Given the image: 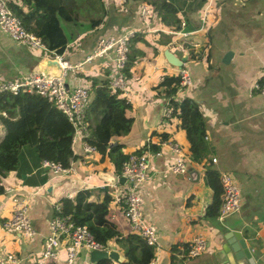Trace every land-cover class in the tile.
I'll use <instances>...</instances> for the list:
<instances>
[{"label": "crops", "instance_id": "crops-1", "mask_svg": "<svg viewBox=\"0 0 264 264\" xmlns=\"http://www.w3.org/2000/svg\"><path fill=\"white\" fill-rule=\"evenodd\" d=\"M88 1L89 7L83 9V0H46L67 36L64 51L69 60L83 59L101 36L130 29L136 35L142 34L135 46L140 54L131 67V75L126 77L125 89L121 90L130 101L126 114L132 117V122L128 131L115 133L110 144L129 154L149 141L160 146V132H165L166 139L178 142L185 153L187 171L174 173L168 166L175 154L168 147H161V153L151 157L150 178L138 189L144 217L158 231V248L152 258L157 257V264H231L235 262L232 253L222 246L226 233L236 230L245 238L257 264H264L260 251V244L264 245V94L253 86L255 81L264 80V0H214L207 9L206 23L201 22L206 0H171L177 6L175 17L180 21L177 30L161 21L153 5L159 0H108L107 7L99 0ZM145 3L150 12L142 16L141 7ZM182 20L186 22L183 26ZM180 29L190 32L170 33ZM177 41L203 44L201 58L196 57L195 50H186ZM165 48L179 57L188 56L182 67L189 70L192 82L180 91L177 89L174 99L187 96L199 104L210 165L220 174H232L240 188L239 211L222 220L206 216L214 195L204 174L208 161H196L190 156V131L180 127L176 116L163 118L167 100L152 90L161 73L176 74L180 68L167 62L163 56ZM228 50L232 56L224 63L222 58ZM42 57L41 52L17 43L0 28V83L32 76ZM110 77L104 60L97 58L83 71L68 73L66 79L69 87L89 88L91 78L109 81ZM84 144L82 135L73 137L70 169L60 175L42 165L31 146L21 147L19 163L3 177L5 191L0 193V249L12 252L18 259L16 263L5 264H36L49 232L52 206L62 196L72 198L83 188L91 190L88 199L96 202L105 192L110 193L109 219L122 235L132 232L123 214L126 184L118 181L109 184L98 171L121 174L115 171L108 156L100 159L97 150L85 151ZM51 183L55 184L52 194L45 189ZM19 193L29 195L28 214L35 230L31 237L2 224L10 215L13 195ZM198 233L206 238L208 246L189 258V244ZM109 241L124 255L113 240ZM65 256V248L61 246L51 263L66 264ZM96 260L91 259L90 252L82 251L75 264H94ZM237 262L248 264L246 259Z\"/></svg>", "mask_w": 264, "mask_h": 264}, {"label": "trees", "instance_id": "trees-1", "mask_svg": "<svg viewBox=\"0 0 264 264\" xmlns=\"http://www.w3.org/2000/svg\"><path fill=\"white\" fill-rule=\"evenodd\" d=\"M8 4L25 29L40 36L49 49L56 53L65 50L67 36L60 25L59 17L56 12L51 11L52 8L50 9L46 0H9ZM153 5L161 21L170 26L171 30L180 27V21L175 17L177 6L174 1L159 0L153 2ZM140 35L135 32L129 39L124 67L126 77L131 75V67L140 54V50L135 48L137 40L142 39ZM178 82V73L163 72L154 82L152 90L156 96L168 99L172 115L180 120V127L190 131V156L196 161H208L204 174L214 195L207 207L206 216L218 217L223 188L220 173L210 165L211 159L207 157L205 122L199 104L192 98L186 96L174 99ZM88 93L89 96L92 94L85 113L89 123L82 131V139L95 147L100 159L108 156L115 171L120 173L122 162L128 157V153H124L118 145H111L110 140L115 133L126 132L130 128L132 117L126 114L130 101L121 90H113L105 79L91 78ZM167 135L160 132L159 140L166 139ZM73 136L72 123L53 101L34 91H0V193L5 191L3 177L19 163L22 146H31L38 160L56 161L68 167L73 157ZM150 143V149L159 148L156 143ZM146 149L147 144L134 152ZM90 193V189L83 188L72 198L62 196L58 200L60 211L54 213L70 215L76 223L86 224L97 241L105 243L113 240L125 255V260L120 264H148L153 257V247L133 231L122 235L116 224L109 219L110 193L105 192L98 202L88 199ZM94 264L113 263L108 258H100Z\"/></svg>", "mask_w": 264, "mask_h": 264}, {"label": "built area", "instance_id": "built-area-1", "mask_svg": "<svg viewBox=\"0 0 264 264\" xmlns=\"http://www.w3.org/2000/svg\"><path fill=\"white\" fill-rule=\"evenodd\" d=\"M214 0H206L203 8L201 22L206 23V12ZM107 7L108 0H101ZM150 7L147 3L141 7L142 16H147ZM185 20L181 21L182 26ZM201 24L200 27H202ZM0 28L6 32L17 43L27 46L31 50H37L43 54L54 58L61 66V73L58 76L42 75L35 73L27 78L16 77L0 83V91L10 90L13 93L27 90L34 91L53 101L54 104L66 114L74 127V136L82 135V131L88 125L86 120V107L89 102L88 88L84 85H74L69 87L66 76L68 73L74 74L77 71H83L85 66L92 63L95 59L104 60L107 69L111 73L109 86L113 90H124L127 79L124 67L127 61L129 51V39L134 30H127L120 34H109L98 38L96 46L91 52L85 55L81 60L71 61L65 56V51L56 53L49 49L40 36L34 32L25 29L20 18H18L10 8L7 0H0ZM190 31L178 30L170 31L172 34L188 35ZM181 47H184L181 41H177ZM179 82L178 90H182L192 82V77L186 67H180L178 70ZM255 90L264 94V80L253 83ZM166 105L163 110V118L168 119L172 115V108L166 99ZM85 142V141H84ZM147 149L141 152H131L122 162L120 174L124 177L126 184L125 206L123 214L127 218L132 231L137 233L146 244L153 246L156 251L158 248V231L154 223L146 220L142 210V200L138 193L140 184L149 179L150 162L152 155L161 153V147H168L175 155L168 168L174 173H184L187 171L185 153L178 142L171 139H163L157 150L150 149V141L146 143ZM85 151H96L93 145L85 142ZM213 160H215L213 158ZM42 165L49 167L55 175H60L69 171V166L64 167L60 162L43 159ZM220 180L223 188L222 203L218 218L224 219L227 215L239 211L241 207V193L235 177L229 172H222ZM53 214L49 219V232L43 239V245L40 250V258L36 264H52L51 260L57 256V250L64 246L66 264H75L77 256L82 252L91 250H105L113 248L110 241L105 243L97 241L90 232L86 224L76 223L70 215H60L54 212L60 211V203L53 206ZM29 195L21 193L14 194L10 215L3 221V226L14 232H19L26 237L35 234L34 227L28 214ZM208 246L206 238L202 233L194 235L188 250L187 256L194 257L204 251ZM18 259L9 251L0 249V264L16 263ZM149 264H157V257L154 256Z\"/></svg>", "mask_w": 264, "mask_h": 264}, {"label": "water", "instance_id": "water-1", "mask_svg": "<svg viewBox=\"0 0 264 264\" xmlns=\"http://www.w3.org/2000/svg\"><path fill=\"white\" fill-rule=\"evenodd\" d=\"M185 46L186 50H195V54L197 58H201V53L205 46L203 44L195 46L191 42L182 43ZM163 56L167 60V62L173 66L182 67V65L187 60V55L177 56L174 52H172L169 48H165L163 50ZM232 56V51L228 50L223 58L222 62L228 63ZM35 73H39L42 75H51L58 76L61 73V66L58 61L54 58H50L48 56H43L35 66ZM192 173H196L192 168L190 169ZM98 175L105 180L109 184H116V182H124L125 179L123 176H118L110 171L99 170ZM55 184L51 183L46 186V191L51 193L53 192V187ZM223 250L226 252H231L232 257L235 262L231 264H239L237 261L241 259H246L248 264H257V261L252 255V252L247 245L245 238L242 236L239 231H228L226 233V243L222 246ZM90 257L92 260L100 259V258H108L110 260L115 261L116 263H122L124 259V255L117 250L116 248H111L108 251L105 250H91Z\"/></svg>", "mask_w": 264, "mask_h": 264}, {"label": "rangeland", "instance_id": "rangeland-1", "mask_svg": "<svg viewBox=\"0 0 264 264\" xmlns=\"http://www.w3.org/2000/svg\"><path fill=\"white\" fill-rule=\"evenodd\" d=\"M99 1H101V0H99ZM88 7H89V1L88 0H83V9L84 8H88ZM91 97H92V94L90 95V99H91ZM260 251H261L262 258L264 259V245H262V244H260Z\"/></svg>", "mask_w": 264, "mask_h": 264}]
</instances>
